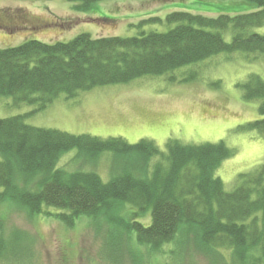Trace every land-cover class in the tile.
Listing matches in <instances>:
<instances>
[{
	"label": "trees",
	"instance_id": "1",
	"mask_svg": "<svg viewBox=\"0 0 264 264\" xmlns=\"http://www.w3.org/2000/svg\"><path fill=\"white\" fill-rule=\"evenodd\" d=\"M65 1L77 2L78 12H88L103 0ZM244 1L257 10L216 18L172 12L164 22L175 26L166 32L139 29L132 37L98 38L80 34L68 42L27 40L0 48V96L40 111L60 95L72 99L96 87L164 75L219 53L264 54V36L243 33L264 25V0ZM149 22L162 20L151 18L137 26ZM229 27L234 34L226 43L217 31ZM247 84L245 98H259L258 111L264 116V83L255 76ZM248 128L264 135V119ZM73 149L85 160L109 153L108 183L94 172L58 168L61 156ZM231 155L223 143L188 146L169 141L163 156L147 140L130 145L121 138L35 128L20 115L0 118V205L8 202L30 218L52 217L68 227L80 217L106 218L126 247L134 233L136 242L152 252L163 254L170 245L172 260L191 242L200 254L213 256L211 264H264V164L251 175H241L240 184L227 193L214 173ZM120 204L141 215L149 213V224L135 220V212L127 220L110 217ZM2 231L0 221V247L6 240ZM112 240L108 237L104 244ZM221 250L229 251V262L221 259Z\"/></svg>",
	"mask_w": 264,
	"mask_h": 264
},
{
	"label": "rangeland",
	"instance_id": "2",
	"mask_svg": "<svg viewBox=\"0 0 264 264\" xmlns=\"http://www.w3.org/2000/svg\"><path fill=\"white\" fill-rule=\"evenodd\" d=\"M77 4L0 0V16L5 17L0 20V48L27 40L68 42L80 34L98 38L132 37L139 29L166 32L175 26L164 22L172 12L216 18L257 10L244 0H103L88 12H78ZM151 18L162 22L137 26ZM217 32L226 43L234 34L231 27ZM243 33L264 36V25ZM255 76L264 83V54L219 53L164 75L96 87L72 99L60 95L40 111L26 103L17 105L10 96H0V118L20 115L35 128L102 140L121 138L130 145L147 140L163 156L169 141L188 146L223 143L232 155L222 161L214 176L224 191L231 193L240 184L241 175H251L264 164V135L248 128L264 119L258 111L261 100L245 98V85ZM111 164L109 153L85 160L73 149L61 156L57 166L69 173L94 172L108 183ZM133 212L135 220L149 224V213L141 215L129 205L116 206L110 217L116 214L127 220ZM0 219L6 238L0 247V264H211L213 258L200 254L188 242L182 256L172 260L170 245L164 248L167 254H158L139 245L134 233L126 247L121 233L106 218L80 217L68 227L52 217L30 218L7 202L0 205ZM12 233L19 236L12 237ZM108 237L113 240L105 245ZM26 253V258L21 257ZM221 254L223 261H230L229 251L221 250Z\"/></svg>",
	"mask_w": 264,
	"mask_h": 264
}]
</instances>
